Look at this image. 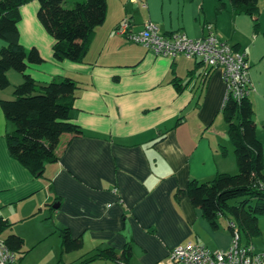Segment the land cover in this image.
<instances>
[{
  "label": "crops",
  "instance_id": "obj_1",
  "mask_svg": "<svg viewBox=\"0 0 264 264\" xmlns=\"http://www.w3.org/2000/svg\"><path fill=\"white\" fill-rule=\"evenodd\" d=\"M258 1L255 28L252 17L236 13L229 0H106L105 19L79 61L54 59L53 39L36 18L37 2L20 6L19 41L43 58L27 71L36 82L66 76L75 81L69 116L82 132L65 135L69 141L58 159L35 176L9 154L5 134L14 127L0 106V220L6 225L0 238H22L19 261L41 245L46 253L60 252L62 264L106 248L121 252L129 246V264H158L188 241L211 250L230 245L227 217L219 216V228L212 229L187 195L176 197L191 179L211 181L238 171L222 114V70L206 78V66L195 59L154 55L115 28L127 17L133 32L147 21L162 34L198 39L213 32L244 52L256 134L264 146V0ZM5 44L0 39V49ZM6 75L10 85L0 90V99H11L22 81L12 69ZM259 226L262 233L264 216ZM62 228L82 243L71 263L62 258Z\"/></svg>",
  "mask_w": 264,
  "mask_h": 264
},
{
  "label": "trees",
  "instance_id": "obj_2",
  "mask_svg": "<svg viewBox=\"0 0 264 264\" xmlns=\"http://www.w3.org/2000/svg\"><path fill=\"white\" fill-rule=\"evenodd\" d=\"M29 1L0 0V39L6 42L0 49V90L10 85L8 70L13 69L22 76V81L13 87L12 98L0 99V106L5 120L14 127L5 134L9 154L32 174L41 176L46 163L56 161L68 143L65 135L77 136L82 131L69 116L75 99V81L66 76L60 80L36 82L27 71L29 65L43 61L35 46L27 50L19 41V8ZM35 1L38 4L36 18L53 39V58L81 60L95 27L105 19L106 0H75L72 6H65L67 0ZM229 1L236 13L250 15L254 27L258 28L261 13L258 0ZM211 71L206 66L203 72L206 78ZM222 114L228 124L237 173H218L211 181L204 182L191 179L185 189L177 191L176 197L187 195L212 229L219 228V216L227 217L230 232L237 231L240 241L249 245L261 233L259 218L264 216V146L256 134L249 93L238 100L228 94ZM4 226L5 222L0 220V229ZM59 236L63 253L82 247L80 238L72 237L68 228L60 229ZM3 243L17 253L23 240L10 234ZM129 256V246L121 252L106 248L77 264L99 259H110V264H116V261L128 262Z\"/></svg>",
  "mask_w": 264,
  "mask_h": 264
},
{
  "label": "built area",
  "instance_id": "obj_3",
  "mask_svg": "<svg viewBox=\"0 0 264 264\" xmlns=\"http://www.w3.org/2000/svg\"><path fill=\"white\" fill-rule=\"evenodd\" d=\"M115 31L131 42L144 46L154 55L171 59L182 55L197 59L212 70L221 69L226 85L225 99L228 94L238 100L249 93V66L245 53L234 50L227 41L213 32L198 39L191 38L184 32L162 34L150 21L145 22L140 30L133 32L127 18L122 19ZM15 262V252L0 238V264ZM116 264L129 263L116 261ZM158 264H264V248L256 250L252 244H243L239 233L234 231L227 248L211 250L198 242L188 241L172 247L166 260Z\"/></svg>",
  "mask_w": 264,
  "mask_h": 264
},
{
  "label": "rangeland",
  "instance_id": "obj_4",
  "mask_svg": "<svg viewBox=\"0 0 264 264\" xmlns=\"http://www.w3.org/2000/svg\"><path fill=\"white\" fill-rule=\"evenodd\" d=\"M75 0H67L65 2V6H72ZM27 50L30 47H25ZM194 59V58H193ZM191 59V60H193ZM13 70V69H12ZM15 71V70H14ZM17 72V71H16ZM61 78H57V80H60ZM232 202V201H231ZM262 217V215L260 216ZM224 219V218H223ZM223 221V220H222ZM264 245V231L260 233L257 237L252 239V246L254 249L258 250L260 247ZM44 245H41L37 247L36 250L27 253L24 255V257L19 261L18 257L19 254L16 255V264H62L59 262L60 259V252L59 253H46L48 250L47 248L44 249ZM79 254L78 251L70 252V253H63L62 258L64 261H68L71 263L72 259L76 258L77 255ZM71 256V257H69ZM89 264H103L102 261H95Z\"/></svg>",
  "mask_w": 264,
  "mask_h": 264
}]
</instances>
